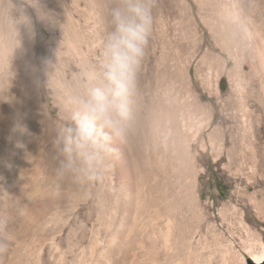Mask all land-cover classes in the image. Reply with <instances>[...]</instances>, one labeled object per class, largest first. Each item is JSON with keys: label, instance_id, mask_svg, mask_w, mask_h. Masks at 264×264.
<instances>
[{"label": "bare ground", "instance_id": "1", "mask_svg": "<svg viewBox=\"0 0 264 264\" xmlns=\"http://www.w3.org/2000/svg\"><path fill=\"white\" fill-rule=\"evenodd\" d=\"M0 4L3 15L4 6L12 5L8 0H0ZM38 8L49 13L54 23L41 20ZM24 9L29 14L27 7ZM32 11L35 21H43L51 30L58 54L50 60L53 70L48 89L42 79L51 69L46 63L39 64L36 49L43 41L38 35L29 38L21 29V40L16 36V44L11 46L23 62L16 63L14 70L0 64V215L10 218L13 236L9 250L0 254V264H246L237 246L241 233L247 244L244 253L256 263L264 262V242L257 233L255 236L249 220L238 213L243 211L225 203L220 212H210L212 203L205 198L206 177L212 167L224 171L235 183L237 176H243L249 187L235 194L245 196L258 219H264V118L249 110L248 117H229L233 127L223 129L215 124L212 113L207 115L202 96L195 93L194 99L191 97L187 69L169 76L170 82L161 91L155 87L152 72L146 81L149 95L139 94L145 111L138 102L137 115L146 132L143 137L149 140L157 132L162 145L160 158L149 159L153 180L144 181L145 165L139 173V166L132 165L135 157L129 155L133 160L127 164L120 144L116 160L110 161L101 181L73 184L57 180L49 137L59 118L53 115L54 111L61 115V86L80 81L74 64L65 60L68 54L61 50L62 45L66 44L75 59L82 52L83 74L92 63L91 48L77 16L63 1L38 0ZM4 22L13 30L11 19ZM27 44L31 50L26 53ZM83 45H87L86 52L80 49ZM0 51L7 58L2 43ZM258 54L254 58L242 49L239 56L242 60L254 58L264 81V50ZM161 60L166 65L171 57L166 54ZM64 65L69 66L68 77ZM30 134L35 139L28 150ZM224 153L230 160L226 167ZM152 193L161 203L156 205L158 210L169 201L174 212L142 211Z\"/></svg>", "mask_w": 264, "mask_h": 264}, {"label": "rangeland", "instance_id": "2", "mask_svg": "<svg viewBox=\"0 0 264 264\" xmlns=\"http://www.w3.org/2000/svg\"><path fill=\"white\" fill-rule=\"evenodd\" d=\"M8 1L15 5L17 4V8L27 7L29 12L27 14L32 17L33 23L36 25L35 34L38 35L40 42L43 41V46L36 49L39 64L42 65L45 64V61H50L54 55L58 54V49L56 43L54 45L51 40L52 33L48 29L49 27L44 25L43 21L41 22L38 19L35 21L32 11L34 7L25 3V0ZM61 1H63L64 6L67 5V8L72 10L77 16V20L80 22L79 27L82 33H85L88 45L91 48L92 53L90 52L89 57L93 62L99 39L107 27L108 10L113 5V0H76L78 2L77 8L74 0ZM2 9V4H0V43L6 47L9 54H7L6 58L2 54L3 52L0 51V64L8 66L10 70L13 67L14 70L18 68L16 63H22L23 60L19 59L20 55L17 49H13L11 46L14 42L16 44V34L12 29L6 27L4 21L11 18L7 10L6 14L4 13L3 15L1 13ZM86 46L83 45L80 49L86 52ZM242 49H246L254 58L259 56L258 52L260 49L264 50V0H155L152 33L138 78L139 94H143L144 97L149 95L146 93V88L148 87L146 81H149L147 79L152 72L155 75V87L161 91L170 82L171 75L176 76L181 72V68H185L189 72L188 76L190 74L191 97L194 99L195 93L202 96L208 112L207 115L212 113L215 124H220L223 129L227 127L232 129L234 122L229 117H248L249 110H254L257 115H261L264 118V107H262L264 105V81L263 77L262 79L260 77L261 73L258 72V68H256L259 63L254 58L242 60L241 56H239ZM27 50H31L29 44L25 47L26 53ZM61 50H64V53L67 52L68 56L66 55L65 60L74 64L75 73L81 78L83 75L80 66L83 57L81 55L82 52L79 51L78 57L75 59L68 53L66 44L62 45ZM166 54L170 55L171 61L165 65L162 63L161 57ZM253 65H255V69ZM8 67L6 70H9ZM64 67L62 68V70L64 69L63 73H66V76L70 75L69 66L64 65ZM25 68L27 69V63ZM166 72L168 73L166 74ZM0 73H2L1 70ZM46 80V76L43 77L42 83L44 84ZM141 98L139 95L138 102L141 104L143 111H145L142 105L144 102H142L143 99ZM193 99L191 100L193 101ZM47 100L50 101V98H47ZM226 103L229 108L225 105ZM224 106L229 112L224 111ZM57 114L59 112L54 111L53 116H55V119L56 117L57 119L60 118ZM141 122L140 117L137 115L136 123L134 122L126 142L120 144L119 148L127 164L131 165L133 160H129L128 157H135L132 165L135 162L133 166H139V173L141 172L140 168H144L145 165L144 181L148 182L153 180L150 174L149 159H158L162 145L158 140L157 132L150 135L149 140L143 137L146 132ZM28 128L31 129L30 126ZM44 130L47 132L48 128L45 127ZM33 139L35 138L30 134L26 149H31L34 143ZM226 140L227 142L230 141L228 137ZM113 156L111 157L112 162L116 160L115 156ZM136 157L138 158L137 162ZM229 164L230 160L224 153L223 165L226 167ZM237 164H241V162ZM206 181V202L212 203L214 209L210 210V212H220L222 204H234L237 209L243 211L238 213L243 214V217L249 220L247 221L250 223L251 228L253 227V233L261 236L264 242V219H258V213L255 211L254 206L248 203L245 196L235 194V191L249 187L243 176H237L235 183L228 180L224 171H218L212 167L211 172L206 177ZM152 195V199L149 198L146 201V207L142 211L174 212L169 201L161 206V210H158L156 205L161 203L157 201V194L152 193ZM241 234L238 238L237 246L239 252L245 255L247 264V260L250 257L244 253L243 249L247 244L243 241Z\"/></svg>", "mask_w": 264, "mask_h": 264}, {"label": "clouds", "instance_id": "3", "mask_svg": "<svg viewBox=\"0 0 264 264\" xmlns=\"http://www.w3.org/2000/svg\"><path fill=\"white\" fill-rule=\"evenodd\" d=\"M25 3L38 7V0ZM154 5L155 0H113L93 62L78 83L61 86L62 111L49 137L57 180L73 184L101 181L117 145L126 142L137 118L138 78L152 33ZM4 7L17 38L21 40V29L34 38L35 26L25 9L14 3ZM38 12L41 20L54 23L49 13L39 8ZM45 63L51 69L44 83L48 89L53 63ZM10 222L0 215V254L13 243Z\"/></svg>", "mask_w": 264, "mask_h": 264}, {"label": "water", "instance_id": "4", "mask_svg": "<svg viewBox=\"0 0 264 264\" xmlns=\"http://www.w3.org/2000/svg\"><path fill=\"white\" fill-rule=\"evenodd\" d=\"M247 264H264V262H262V263H256L255 261H253L252 259H248L247 260Z\"/></svg>", "mask_w": 264, "mask_h": 264}]
</instances>
